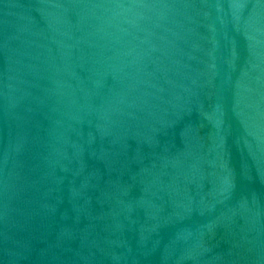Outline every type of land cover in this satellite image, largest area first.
Segmentation results:
<instances>
[{
  "label": "water",
  "instance_id": "95a60500",
  "mask_svg": "<svg viewBox=\"0 0 264 264\" xmlns=\"http://www.w3.org/2000/svg\"><path fill=\"white\" fill-rule=\"evenodd\" d=\"M0 264H264V0H0Z\"/></svg>",
  "mask_w": 264,
  "mask_h": 264
}]
</instances>
